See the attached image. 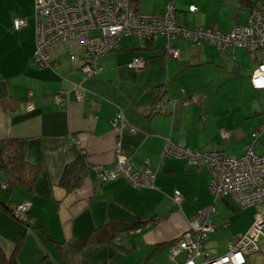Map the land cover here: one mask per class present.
<instances>
[{
    "label": "crops",
    "instance_id": "obj_1",
    "mask_svg": "<svg viewBox=\"0 0 264 264\" xmlns=\"http://www.w3.org/2000/svg\"><path fill=\"white\" fill-rule=\"evenodd\" d=\"M142 1L136 2L139 13ZM172 1L176 23L186 29L209 26L226 33L236 25L248 23L242 19L240 23L236 18L231 25L226 24L200 14V9L189 13L188 7L193 3L184 11L176 6V0ZM239 1L245 4L244 0ZM165 5L147 14H163ZM246 6L250 12V5ZM32 14L33 0H0V149L4 140H23L25 160L41 166V171L30 193L15 187L9 192L1 191L0 201L12 206L27 202L34 221L46 233L41 229L29 230L0 210V240L5 251L9 253L17 247V264H67L52 242L76 243L108 222L134 223L139 218L148 221L146 226L139 231L118 233V246L88 245L72 256L73 264H171L167 262L166 246L187 229L198 212L208 214L209 221L218 223L228 215L216 209L220 216L212 218L210 208L226 205L233 212L231 206L235 205L230 198L211 196L206 170L193 167L184 159L161 158L166 139L207 152L226 143L221 141L219 130L227 128L228 121L222 124L221 119L214 117L213 91L200 78V66L212 65V58L204 60L208 54L205 50L211 53L213 46L203 44L201 53L198 46L174 39L170 43L180 56L173 59L161 52V36L148 38L152 40L149 43L145 38L144 43H133L127 39L133 35L123 36L115 51L97 58L100 71L85 76L79 71L81 59L77 51L74 63L62 47L53 51L49 65L34 62ZM14 18L25 19L27 26L14 30ZM149 44L153 47H147ZM136 57L143 58L144 66L129 69L127 62ZM209 84L212 88L214 79ZM74 85L83 88L84 101L56 106L53 97L57 90H70ZM156 103L163 112L152 114ZM28 105L33 107L30 112ZM118 113L123 115V133L111 126ZM259 114L253 112L252 117ZM258 120L264 122V112ZM255 126L252 123L254 130ZM130 128L134 131L130 132ZM261 135L257 141L264 136ZM117 149L129 158L137 172L148 164L154 172L156 189H134L121 176L111 182L97 180L94 168H112ZM79 155L84 158L86 176L79 188L67 192L60 186L62 173ZM175 190L183 197L180 206L172 202ZM236 213L227 218L228 226L218 223L209 236L206 251L213 248L211 242L221 244L213 256L224 255L232 238L251 226V215L244 225L230 226L241 220L243 214ZM257 255L246 258V264L262 259ZM161 257H165L166 263L159 261ZM178 258L183 261L184 253ZM201 261L197 259L196 263Z\"/></svg>",
    "mask_w": 264,
    "mask_h": 264
},
{
    "label": "built area",
    "instance_id": "obj_2",
    "mask_svg": "<svg viewBox=\"0 0 264 264\" xmlns=\"http://www.w3.org/2000/svg\"><path fill=\"white\" fill-rule=\"evenodd\" d=\"M35 21V49L33 59L39 66L50 64L52 53L62 47L67 50L70 61L77 60L80 55L79 71L85 76H94L100 68L96 66L97 58L109 54L118 48L122 36L135 35L141 38L153 37L158 34L167 37L165 53L178 59L180 52L171 47L170 40L182 37L194 45L211 44L220 51L245 47L251 52H264V5L258 2L250 11L246 25H236L227 33L215 29L195 28L189 31L177 25L175 20V3L170 1L163 14L152 15L139 13L134 8L133 0H33ZM196 7H188L189 13H195ZM14 30L27 26L22 18L12 20ZM99 30L100 35L90 32ZM126 66L139 70L144 66L141 57L133 58ZM254 90H264V59L254 70L250 78ZM30 97V94L29 96ZM85 93L80 85L72 89H59L53 97L56 106H66L71 102H83ZM159 105L156 106V108ZM28 105L27 111H32ZM123 115L118 113L111 126L118 133L124 132ZM133 132V128L129 129ZM264 132V122L251 134L252 143L245 153L239 157L226 156L222 151H198L172 142L164 141L161 158L184 159L189 165L206 169L211 178L208 190L214 199L230 198L240 208L261 205L262 210L253 217L251 226L243 233L232 238L227 245V252L219 257L211 258L204 250V243L215 227L209 221L208 214L198 212L188 223L180 238L173 241L168 248L172 261L182 253L185 260L177 264H196L198 258L201 264H245L246 258L259 254L264 261V154L253 152V145ZM230 132L219 130L221 141L225 142ZM119 148V145L117 144ZM99 182H110L121 176L135 189H156L154 172L147 166L143 171H135L129 158L116 151V160L109 170L95 167ZM2 189L6 185L0 183ZM172 201L180 204L182 195L173 192ZM29 210L26 202L15 208V217L22 218ZM214 211L210 208L209 213Z\"/></svg>",
    "mask_w": 264,
    "mask_h": 264
},
{
    "label": "rangeland",
    "instance_id": "obj_3",
    "mask_svg": "<svg viewBox=\"0 0 264 264\" xmlns=\"http://www.w3.org/2000/svg\"><path fill=\"white\" fill-rule=\"evenodd\" d=\"M68 1L69 3L74 2V0ZM169 1L172 0H143L140 4L139 10L144 14L154 13L158 11L163 4L167 5ZM190 3H193L197 10L200 9V14H207L208 18L212 17L219 19L220 22L226 24L231 25L232 21L236 20V18L239 19V22L241 19L246 22L249 18V8L239 0H176V6L184 11ZM246 24L247 22L242 25ZM207 28L215 29L214 27L209 26ZM127 39L133 43H144L145 41L143 38H138L136 36H129ZM194 46L196 47L197 45ZM203 47L205 48V45L198 46V48L202 49L200 51L201 53L204 52ZM205 51L212 55V57L207 54L204 61L212 58V60H210L212 61V65L203 64L200 66V78L204 79L207 88L213 91L214 102L212 108L215 110L214 117L221 119L222 124L228 121V125L226 124L227 128L225 129L230 132V137L225 141L226 143H221L218 151H222L226 156L239 158L252 143L250 135L252 132L256 131L252 128V123H256L255 129L259 128L260 124H262L259 122L258 118H261L262 113L264 112V90H254L248 79L251 78L252 70L254 68L256 69L264 59V52H251L245 47H235L233 50L230 49L227 51H218L212 47L211 53L208 52V49ZM67 57L69 56L67 55ZM210 79H214V86L212 88L209 87ZM253 112H260V114L252 117ZM257 123L260 124L257 125ZM263 134L261 136H263ZM253 151L258 154L264 153V136L261 140L256 142ZM231 208L233 209V212L230 211L226 205H223L222 207L216 206L214 211H212L211 216L212 218H214V216L219 218L220 212H215L216 209H219L223 213L226 212L225 215L228 216L220 218L221 222L218 223H221V225L223 224V226H228L227 221L230 216L236 212L239 216L242 213L243 215L240 216L241 220L239 222L233 221L230 223V226L233 228H238L246 223V220L249 219V215L253 218L256 212H261L262 210L261 205H255L243 209L233 205ZM211 223L218 226V223L216 222L214 223L211 221ZM210 246L213 248H211L208 253L212 257H216L213 255L216 252V248L221 247V244L214 241L210 243ZM159 261L166 263L165 257H163V259L161 257ZM168 261L170 262L167 256V262ZM250 264H264V261L258 259Z\"/></svg>",
    "mask_w": 264,
    "mask_h": 264
},
{
    "label": "trees",
    "instance_id": "obj_4",
    "mask_svg": "<svg viewBox=\"0 0 264 264\" xmlns=\"http://www.w3.org/2000/svg\"><path fill=\"white\" fill-rule=\"evenodd\" d=\"M133 1H134V8H135V10H137L136 2L138 0H133ZM244 1H245L246 5H248V6L250 5L249 7H251V9L258 2H261L264 5V0H254V1L244 0ZM251 9H250V11H251ZM249 15H250V12H249ZM33 20H34V14H33ZM248 20H249V18H248ZM11 24H12V21H11ZM34 26H35V21H34ZM12 28H13V26H12ZM195 28H197V27H193V28L187 29V30L192 31ZM90 34L91 35H93V34L100 35L101 33L99 30H94V32L92 33V31H91ZM133 36H135V35H133ZM156 36L162 37V41H160L161 52L163 54H165L166 56L171 57L165 53V49H164L166 42L168 41L167 37L164 35H161V34H158ZM154 37L155 36L148 37V38L151 39ZM139 38H141V37H139ZM148 38H145V39L149 43L152 40L149 41ZM174 39H181V40L185 41L182 37H179V36L174 38ZM174 39H172V40H174ZM185 42H188V41H185ZM34 44H35V27H34ZM170 45H171V43H170ZM208 45H211V44H208ZM149 46H150V44L147 47H149ZM198 46H200V45H198ZM211 46H213V45H211ZM150 47H153V45H151ZM171 47L175 48L172 45H171ZM213 47H215V46H213ZM34 49H35V46H34ZM218 51H220V50H218ZM173 59H175V58H173ZM157 105H159V107L156 108ZM162 109L163 108L161 107V105L159 103H156V105L154 106V108L152 110V114L162 113L163 112ZM25 150H26V144L23 140H16V139L10 140L9 139V140H4L1 142L0 183H3L4 185H6V189H2L1 185H0V192L1 191L9 192L15 187H22L28 193H30L32 191V189L35 185V182L37 180V177L39 175V172L41 171V166L29 164L25 160ZM201 152H204V151H201ZM191 166L196 167V168H200V167H197L195 165H191ZM201 169H203V168H201ZM204 170H206V169H204ZM85 176H86V170H85L84 158H83V156L79 155L77 157V159H75V161L69 163L64 168V171L62 173V177L60 180V186L63 187L64 189H66L67 192L72 191V190L79 188L81 186V184L83 183V181L85 179ZM210 178H211V176H210ZM137 190H144V189H137ZM182 200H183V197H182ZM232 202L236 206H238L233 200H232ZM181 203H182V201H181ZM181 203L178 204V206H180ZM16 206H18V205L12 206V205H8V204L0 201V210L3 213L15 218L20 224H23L29 230L41 229L42 231H44L41 228V226L34 221L33 214L31 213L30 210H28L22 218H16L15 214H14ZM256 213H258V212H256ZM147 223H148V221H146V223H145L144 221L140 220L139 218H136L134 223L108 222L105 225L99 227L97 230H95L91 234L90 237H88L84 240L78 241L76 243H73V242H68V243L52 242V243L61 252V254L65 257L67 264H73V257L72 256L74 254L81 252L86 246H88V245H101V244H111L113 246H118V243H119V241L117 239L118 233L130 232V231H133V232L139 231L140 228L145 227ZM214 227H215V229H214L213 233L208 235L206 240H205V243L203 246L204 250H205V245L208 241V237L211 236L212 234H214V232L216 231L217 227L215 225H214ZM181 234H182V232H181ZM181 234L179 236H177L174 240H172L166 246L167 256H168V259L170 260V262L172 264L182 263L185 260V254H184V260L183 261H179L180 259L178 257L175 259V261H172L169 254H168V248L173 243V241L180 238ZM16 249H17V247L13 248L11 250V252L7 253L5 251V248H4L2 241L0 240V264H17L16 259H15ZM205 252H207V254L210 256L208 251L205 250ZM226 252H227V250H226ZM210 257L215 258L212 256H210ZM198 259H200V258H198ZM245 264H246V262H245Z\"/></svg>",
    "mask_w": 264,
    "mask_h": 264
}]
</instances>
